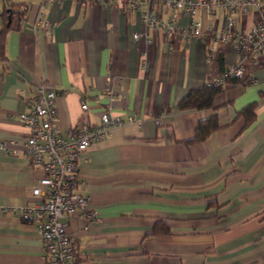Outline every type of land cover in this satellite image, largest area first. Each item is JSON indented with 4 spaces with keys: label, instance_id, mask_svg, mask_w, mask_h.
<instances>
[{
    "label": "crops",
    "instance_id": "1",
    "mask_svg": "<svg viewBox=\"0 0 264 264\" xmlns=\"http://www.w3.org/2000/svg\"><path fill=\"white\" fill-rule=\"evenodd\" d=\"M20 1L26 18L7 31L0 58V140L26 137L17 114L29 110L39 83L56 93L62 133L76 125L83 102L89 120L98 118L107 76L120 94L113 107L124 123L79 163L78 192L96 217L65 220L79 264H264V53L248 62L256 82L228 80L214 97L221 126L187 144L211 111L180 110L178 101L239 60L231 42L208 55L219 13L202 10L210 32L189 46L176 39L170 50L160 30L145 28L141 9L130 12L122 0H49L43 8ZM39 13L51 30L36 24ZM257 17L250 10L238 26ZM253 102L255 118L242 127L236 114ZM130 114L136 122L126 121ZM42 174L24 154L0 149V264H45L34 225L2 211L29 204ZM157 221L169 232L152 233Z\"/></svg>",
    "mask_w": 264,
    "mask_h": 264
},
{
    "label": "built area",
    "instance_id": "2",
    "mask_svg": "<svg viewBox=\"0 0 264 264\" xmlns=\"http://www.w3.org/2000/svg\"><path fill=\"white\" fill-rule=\"evenodd\" d=\"M49 0H41L40 7ZM57 1V0H56ZM59 1V0H58ZM92 1V0H88ZM128 11L141 9V19L148 29L160 30L168 48H175L176 39L184 40L189 46L198 35L206 36L210 29H203L201 12L209 18L221 15L222 26L219 34L210 38L209 57L213 56L215 43L231 42L239 57L237 62L226 64L224 71L210 78V82L224 84L233 77L241 83L256 82L248 62L264 53V0H122ZM250 10H256L258 17L248 27L238 26ZM180 16L187 23H178ZM37 25L51 30L52 23L39 13ZM148 39L146 31L143 32ZM141 33L134 32L137 40ZM181 37V38H179ZM247 62V63H246ZM254 63V61H253ZM143 67L146 65L143 64ZM106 77L102 95L107 99L98 118L90 121L86 102L81 104L82 113L73 128L62 133L58 127V112L55 105L56 93L43 83L35 86V94L29 102V110L17 114L18 122L26 128L23 140H0V149L11 154L22 153L28 157L30 165L40 168L43 174L36 180L31 190V202L21 208H2L3 212L17 215L21 221L32 223L43 247L45 264H79L75 244L66 230V218L79 215L84 218L96 217L89 207V198L78 192L83 183L79 173V163L85 159V151L95 141L109 135L114 126L124 123V119L114 112L113 99L120 94ZM135 114L127 115V122H136ZM157 124L159 119L155 120ZM138 122V121H137ZM140 124V123H139Z\"/></svg>",
    "mask_w": 264,
    "mask_h": 264
},
{
    "label": "trees",
    "instance_id": "3",
    "mask_svg": "<svg viewBox=\"0 0 264 264\" xmlns=\"http://www.w3.org/2000/svg\"><path fill=\"white\" fill-rule=\"evenodd\" d=\"M27 7L28 4L20 0H0V17L2 20V26L0 28V58H3L4 56L5 36L7 31L11 28H17V24L25 20ZM231 79L238 80L230 77L227 78L226 81ZM222 86L223 84H215L210 81L204 82L201 85L190 88L178 101L177 107L180 110L205 109L211 111L207 117L200 119L197 122L193 136L185 141L187 144L203 141L211 132L216 131L221 126L217 114V105L213 103V100L222 90ZM255 107L256 105L253 102L247 104L237 112L236 118L242 120V127L247 126L254 120ZM168 232V226L161 224L159 221L153 226L152 233L164 234Z\"/></svg>",
    "mask_w": 264,
    "mask_h": 264
}]
</instances>
